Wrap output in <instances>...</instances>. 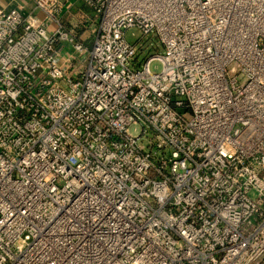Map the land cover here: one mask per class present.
Listing matches in <instances>:
<instances>
[{
  "label": "built area",
  "instance_id": "1",
  "mask_svg": "<svg viewBox=\"0 0 264 264\" xmlns=\"http://www.w3.org/2000/svg\"><path fill=\"white\" fill-rule=\"evenodd\" d=\"M80 1L0 7V264H264V0Z\"/></svg>",
  "mask_w": 264,
  "mask_h": 264
},
{
  "label": "crops",
  "instance_id": "2",
  "mask_svg": "<svg viewBox=\"0 0 264 264\" xmlns=\"http://www.w3.org/2000/svg\"><path fill=\"white\" fill-rule=\"evenodd\" d=\"M23 0H0V7L10 6ZM62 20L67 26L74 27L80 40L89 45L97 28L98 18L80 0H63Z\"/></svg>",
  "mask_w": 264,
  "mask_h": 264
},
{
  "label": "rangeland",
  "instance_id": "3",
  "mask_svg": "<svg viewBox=\"0 0 264 264\" xmlns=\"http://www.w3.org/2000/svg\"><path fill=\"white\" fill-rule=\"evenodd\" d=\"M139 36V32L136 30V29H131L129 31L126 32V38L128 39L129 42H134L136 40V38ZM149 41H152V43L156 44L155 41H153L150 37L148 38ZM158 47V46H157ZM159 48H161V46L159 45ZM160 49H158L159 51ZM153 50L151 49V52L152 53ZM159 68H160V63L158 61H153L150 65V70L152 72H157L159 71ZM131 132L133 134H136L138 129L137 127H132L130 128Z\"/></svg>",
  "mask_w": 264,
  "mask_h": 264
}]
</instances>
